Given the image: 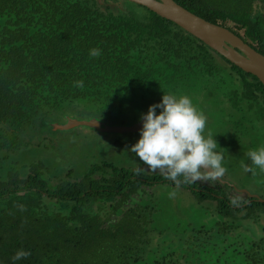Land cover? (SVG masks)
Here are the masks:
<instances>
[{"label": "trees", "instance_id": "obj_1", "mask_svg": "<svg viewBox=\"0 0 264 264\" xmlns=\"http://www.w3.org/2000/svg\"><path fill=\"white\" fill-rule=\"evenodd\" d=\"M173 1L264 55V0ZM93 48L99 57L89 55ZM80 80L84 87H74ZM200 90L264 124V87L254 75L146 7L0 0V264H264V227L254 234L250 225L264 199L252 195L232 205L243 194L222 178L180 186L198 203L213 204L204 206L215 215L170 237L153 230L141 204L145 187L175 186L158 172L137 175L140 167L103 160L79 174L64 167L48 183L42 162L21 164L20 176L8 162L31 144L47 147L53 122L63 121L74 102L101 117L148 92ZM232 127L244 132L251 125L236 120ZM56 140L49 143L62 155ZM20 249L31 255L13 261Z\"/></svg>", "mask_w": 264, "mask_h": 264}, {"label": "rangeland", "instance_id": "obj_2", "mask_svg": "<svg viewBox=\"0 0 264 264\" xmlns=\"http://www.w3.org/2000/svg\"><path fill=\"white\" fill-rule=\"evenodd\" d=\"M98 1L102 3V0ZM109 3V6L113 5L112 2ZM153 94V92H148L142 99L138 98L125 105L121 111L116 109L115 115L105 113L101 117L93 115L94 113L84 107L82 102H74L64 111L63 121L59 120L53 124L63 125L66 118V121L67 119L87 121L93 119L111 127L128 125L136 122L142 114H146L150 105L162 102L164 93ZM165 94H171L177 98L187 96L197 112L206 118L202 135L207 139L211 133L218 144L214 151L223 154L222 166L227 171L222 179L235 189L264 199V171L258 166L252 165L247 156L249 151L264 147V124L256 119L257 116L252 112L232 111L225 100L204 90L184 91L179 95L170 92ZM160 111L161 109L157 108L156 114L158 115ZM236 120H241L242 124L249 122L251 128L246 127L248 131L243 132L241 128L232 127V121ZM52 129L53 131L50 132L52 136H49V139L47 138L44 142L47 147L31 144L9 158L8 162L10 161L14 168L12 172L20 176L26 169L21 164L42 162L43 176L50 183L52 179L57 178L59 171L64 167L65 169L66 167L77 169L74 173L79 174L89 163H99L103 160L117 165L124 164L129 168L147 169L148 167L137 155L129 151L131 146L140 139V131L109 132L88 126H72L68 129H58L52 126ZM55 139H57L56 146L61 150L62 155H58L57 152L60 151H54L49 143ZM33 140L38 141V137ZM242 163L253 167L256 174L245 173L241 167ZM197 183L210 186L208 181H197ZM145 188L148 193L145 192L141 197V204L145 207L144 212L148 219L152 218L150 225L154 228L153 230H158L166 236L170 234L171 237V233L180 236L184 229L192 230L203 222L211 220L215 215L214 211H208L204 206L207 205L211 208L213 204L198 203L186 189L162 183ZM172 192H175V195L170 197L169 194ZM232 195L236 194L233 192ZM237 197L240 200L243 198L239 195ZM92 207L96 210V204H93ZM113 220L114 218L111 216L110 221ZM255 221L250 223L255 231L254 234L259 233L264 227V207L260 209ZM245 224L246 222H243V225ZM241 232L248 234L246 230L241 229ZM155 235L157 236V233Z\"/></svg>", "mask_w": 264, "mask_h": 264}, {"label": "clouds", "instance_id": "obj_3", "mask_svg": "<svg viewBox=\"0 0 264 264\" xmlns=\"http://www.w3.org/2000/svg\"><path fill=\"white\" fill-rule=\"evenodd\" d=\"M89 55L99 57L101 50L90 49ZM74 87L83 88L84 82L75 81ZM157 108L161 109L158 115L156 114ZM141 119L143 127L140 130V139L131 146L129 151L137 155L148 167L147 169L137 168V175L146 171L158 172L165 179L171 180L177 188L184 183L193 184L197 181H208L215 184L225 175L227 169L222 166L223 154L214 151L218 147L217 142L211 133L207 139L202 135L206 118L197 112L187 96L177 98L164 93L162 102L150 105L147 113L142 114ZM247 156L252 165L264 171V147L249 151ZM241 167L245 173L256 174L255 169L247 164L242 163ZM178 177L183 179H178ZM233 189L241 192L243 198L253 195L246 194L243 190V192L238 191L239 189L234 187ZM169 195L172 197L175 192ZM230 203L239 206V197H233ZM30 255L29 251L20 249L13 255L12 260L17 261Z\"/></svg>", "mask_w": 264, "mask_h": 264}, {"label": "water", "instance_id": "obj_4", "mask_svg": "<svg viewBox=\"0 0 264 264\" xmlns=\"http://www.w3.org/2000/svg\"><path fill=\"white\" fill-rule=\"evenodd\" d=\"M127 1L146 7L156 15L167 19L181 29L188 31L227 61L237 66L242 71L254 75L264 87V55L255 51L227 28L210 23L201 17L194 15L176 4L173 0ZM79 125L88 126L101 131L138 132L143 127V121L140 117L138 121L129 125L111 127L108 125L100 126V123L93 119L88 121L67 119V122L63 125L53 124L52 126L58 129H68L72 126Z\"/></svg>", "mask_w": 264, "mask_h": 264}]
</instances>
